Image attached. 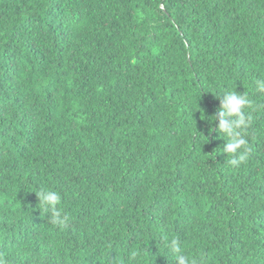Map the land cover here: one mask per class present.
Instances as JSON below:
<instances>
[{"label": "trees", "instance_id": "1", "mask_svg": "<svg viewBox=\"0 0 264 264\" xmlns=\"http://www.w3.org/2000/svg\"><path fill=\"white\" fill-rule=\"evenodd\" d=\"M260 78L264 0H0V257L175 264L178 237L198 264H264V109L241 166L209 131L216 93L264 104Z\"/></svg>", "mask_w": 264, "mask_h": 264}, {"label": "clouds", "instance_id": "2", "mask_svg": "<svg viewBox=\"0 0 264 264\" xmlns=\"http://www.w3.org/2000/svg\"><path fill=\"white\" fill-rule=\"evenodd\" d=\"M255 90L264 94V78L255 81ZM216 94L220 98V107L210 120L218 121V125L215 129L210 128L209 131L223 134L226 144L222 151L227 154L226 164L229 167L241 166L249 160L251 154L247 133L253 124V113L264 109V104H254L246 92L241 94L235 90V87ZM34 192L39 199L38 208L49 215L53 224L63 223L67 219L59 208L61 195L58 191L39 188ZM165 244L167 250L173 254L172 259L175 264H198L195 257L185 254L178 237L166 240ZM138 256L139 253L133 252L129 260L134 262ZM0 264H7L6 259L0 257Z\"/></svg>", "mask_w": 264, "mask_h": 264}]
</instances>
